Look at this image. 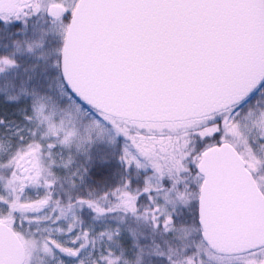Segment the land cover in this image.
<instances>
[{"label":"snow or ice","instance_id":"6c2138e0","mask_svg":"<svg viewBox=\"0 0 264 264\" xmlns=\"http://www.w3.org/2000/svg\"><path fill=\"white\" fill-rule=\"evenodd\" d=\"M0 264H264V0H0Z\"/></svg>","mask_w":264,"mask_h":264}]
</instances>
